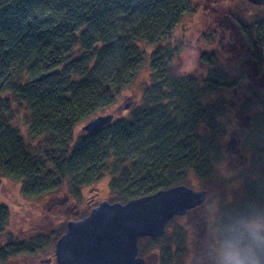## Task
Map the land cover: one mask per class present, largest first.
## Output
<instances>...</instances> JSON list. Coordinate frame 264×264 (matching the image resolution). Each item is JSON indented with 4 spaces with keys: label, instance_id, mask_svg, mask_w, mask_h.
I'll return each instance as SVG.
<instances>
[{
    "label": "trees",
    "instance_id": "trees-1",
    "mask_svg": "<svg viewBox=\"0 0 264 264\" xmlns=\"http://www.w3.org/2000/svg\"><path fill=\"white\" fill-rule=\"evenodd\" d=\"M201 1L220 0H0V180L38 198L59 191L79 197L108 178L109 203L122 204L193 179L207 196L240 182L221 212L264 203V18L227 13L238 29L236 48L251 52L254 74L244 79L207 54L200 57L205 75L186 74L172 36ZM146 67L148 81L126 115L75 135ZM223 162L233 174L218 179ZM8 216L0 206V241ZM163 235L139 238L138 256ZM35 251L9 240L0 264Z\"/></svg>",
    "mask_w": 264,
    "mask_h": 264
},
{
    "label": "rangeland",
    "instance_id": "rangeland-1",
    "mask_svg": "<svg viewBox=\"0 0 264 264\" xmlns=\"http://www.w3.org/2000/svg\"><path fill=\"white\" fill-rule=\"evenodd\" d=\"M197 6L195 12L185 16L179 23L172 36L181 50L180 70L186 74L205 75L208 67L201 63L200 57L207 54L212 55L226 71L237 75L241 72L244 79L254 74L256 67L249 61L251 52L238 51L236 48L238 29L228 18L227 13L235 11L246 17L253 18L258 15L264 18V9H252L238 0H220L219 4L201 1ZM239 66H242V71L239 70ZM147 81L146 67L139 72L131 87L120 95L115 105L100 115H126V110L130 106L123 109L124 106L135 105L138 102L140 89ZM85 124L82 123L76 128V136ZM232 174L227 162L218 166V179L230 178ZM240 184L233 182L226 188H216L211 191V195L206 194V201L202 207L173 219L166 225L165 235L162 234L163 236L158 239L157 246L139 255L145 264H193V258L199 256L203 243L199 230L201 223H198L200 218L203 219L205 216L206 221L223 201H231L240 191L242 186ZM202 185L193 179L187 187L200 191L203 190ZM67 194L68 196L59 191L38 198H26L21 194L20 183L6 178L0 180V206L7 207L9 212L0 248L11 240L17 245L23 244L36 249L29 258H21L10 264H45L41 261L46 259L51 261L48 264H55L53 257L55 242L54 244L51 242L56 235L66 228L69 221L79 220L80 216L88 214L100 202H109L111 199L108 178H103L93 186L82 188L79 197ZM182 233L186 235V239H182ZM169 241L173 243L168 251L166 246ZM145 244L147 242H143V245Z\"/></svg>",
    "mask_w": 264,
    "mask_h": 264
},
{
    "label": "water",
    "instance_id": "water-1",
    "mask_svg": "<svg viewBox=\"0 0 264 264\" xmlns=\"http://www.w3.org/2000/svg\"><path fill=\"white\" fill-rule=\"evenodd\" d=\"M245 1L254 6L264 5V0ZM112 120V114L97 115L81 130L96 132ZM205 201L204 190L179 185L124 204L100 202L86 217L66 224L64 233L54 244V261L56 264H145L138 256V239L160 237L170 220ZM192 204L196 206L193 208Z\"/></svg>",
    "mask_w": 264,
    "mask_h": 264
},
{
    "label": "clouds",
    "instance_id": "clouds-1",
    "mask_svg": "<svg viewBox=\"0 0 264 264\" xmlns=\"http://www.w3.org/2000/svg\"><path fill=\"white\" fill-rule=\"evenodd\" d=\"M193 264H264V203L249 201L227 213L217 207Z\"/></svg>",
    "mask_w": 264,
    "mask_h": 264
}]
</instances>
